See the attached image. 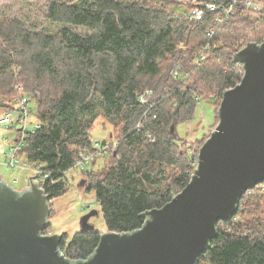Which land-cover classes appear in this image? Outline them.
Here are the masks:
<instances>
[{
    "label": "trees",
    "instance_id": "obj_1",
    "mask_svg": "<svg viewBox=\"0 0 264 264\" xmlns=\"http://www.w3.org/2000/svg\"><path fill=\"white\" fill-rule=\"evenodd\" d=\"M155 4L160 1L54 0L47 16L63 26L59 34L30 30L18 19L0 22V117L16 108L20 91L15 85L23 83L40 126L24 139L20 153L51 173L41 181L49 200L65 190L66 172L81 151L96 157L101 152L91 134L95 120L103 115L116 125L118 144L108 149L109 166L101 172L86 168L82 180L86 191H95L108 230L117 232L142 227V212L164 206L188 184L210 136L193 154L177 124L195 117L198 96H209L218 115L225 90L245 73L234 54L264 40L259 35L244 43L235 36L228 42L224 35L235 24L264 22V10L233 15L210 37L205 30L222 9L208 10L197 20ZM74 25L93 32H78ZM207 43V57L195 64ZM215 87L220 91L210 92ZM147 89L153 91L152 107L139 100ZM167 166L180 170L169 184ZM217 231L197 264H264V192L258 187L244 192L236 214L219 220ZM100 237L97 230H80L69 240L63 234L60 248L70 260L87 259Z\"/></svg>",
    "mask_w": 264,
    "mask_h": 264
},
{
    "label": "water",
    "instance_id": "obj_2",
    "mask_svg": "<svg viewBox=\"0 0 264 264\" xmlns=\"http://www.w3.org/2000/svg\"><path fill=\"white\" fill-rule=\"evenodd\" d=\"M233 60L244 76L225 90L191 180L164 206L142 212V227L102 232L87 259L70 260L60 248L63 234L44 233L52 208L38 172L21 190L0 174V264H197L217 222L230 220L244 192L264 181V40L249 42ZM98 213H87L80 230L94 231L89 219Z\"/></svg>",
    "mask_w": 264,
    "mask_h": 264
},
{
    "label": "rangeland",
    "instance_id": "obj_3",
    "mask_svg": "<svg viewBox=\"0 0 264 264\" xmlns=\"http://www.w3.org/2000/svg\"><path fill=\"white\" fill-rule=\"evenodd\" d=\"M54 0H0V22L5 20L18 19L24 22L28 29L36 30L44 33L59 34L62 29L61 24L52 23L48 19V8ZM160 4H155L160 10L166 12H174L176 15H187V8L176 4L177 2H165L159 0ZM230 31H224V35L230 40L235 36L238 42H248L255 40L264 35V22L257 21L251 25L235 24ZM72 28L81 33H92L93 31L85 26L74 25ZM261 39V38H260ZM176 62V61H175ZM180 64V63H179ZM203 90H207L201 87ZM216 87L210 92H219ZM27 96L32 98V113L28 116L27 122L29 128L38 122L35 114V106L33 96L30 91L25 92ZM210 94V93H209ZM208 100L203 99L197 109V113L192 120L180 122L177 124V132L180 137L186 138L193 146V154H196L199 145L204 139L209 137L218 124V115L213 101L207 96ZM217 106V105H216ZM4 110L0 109V113ZM9 125H0V174L7 182L15 189L21 190L27 184L29 176L36 174L35 166L29 162L26 167H10L6 163L5 153L10 150L13 141L21 133L17 130L20 128L19 123H16L14 128ZM114 130V137L112 131ZM91 134L95 141L100 142L106 148L105 152H100L95 158V163L90 164L93 171L101 172L109 166L113 146H117L118 130L116 125L112 123L111 118L100 115L94 122L91 128ZM109 149V151H108ZM23 157V155H21ZM23 160L26 162L27 160ZM180 174L177 167L167 166V184L172 182ZM65 190L59 196L50 200L52 208L50 214L49 233L67 234L69 240L76 232L81 229V219L92 209H98L99 213L92 215L89 219L91 224L95 225V230L105 232L108 230L103 213L100 211L99 202L97 201L95 191H86V185H80L82 179L86 177L81 170L73 167L66 172ZM18 178V180H17ZM41 180V179H40ZM48 233V234H49ZM74 255V254H71Z\"/></svg>",
    "mask_w": 264,
    "mask_h": 264
},
{
    "label": "built area",
    "instance_id": "obj_4",
    "mask_svg": "<svg viewBox=\"0 0 264 264\" xmlns=\"http://www.w3.org/2000/svg\"><path fill=\"white\" fill-rule=\"evenodd\" d=\"M173 2L183 3L184 5H188L190 3L193 4L192 7L187 8V14L193 18L200 20L206 11H217L222 9L220 16H218L215 20L214 25L206 28L205 32L208 36L213 37L220 25L222 23L232 17L233 15H241L244 12H260L264 10V0H230L227 5L223 6L219 3V0H167ZM210 49V44L207 43L201 46L200 51L197 54L195 64H198L200 61H203L207 57V53ZM175 75H178V71L175 72ZM16 89L20 91V96L18 98V102L16 103V108L13 111H9L0 117V125H9L10 127L15 126L16 123H19L20 128L18 132L21 133L20 136L16 137L13 141L10 150L5 153L6 155V163L10 167H26V163L21 157V148L23 146L24 139L33 132L40 124L37 122L31 128L28 126L27 118L32 113L31 107V98L24 94V84L18 83L15 85ZM153 94V91L150 89L145 90L140 94L139 100L142 104L153 106L150 102V98ZM203 99L198 96V104ZM95 145L101 150V152H105L106 148L100 142L95 141ZM96 158L95 153L89 151H81L78 157L75 159L73 163V167L83 171L90 164L94 162ZM25 159V158H24ZM72 167V168H73ZM35 172L40 174L41 181L47 180L51 177L50 172H46L41 168L34 167ZM18 180V178H17ZM256 187L261 192H264V183H259ZM63 253V252H62Z\"/></svg>",
    "mask_w": 264,
    "mask_h": 264
}]
</instances>
